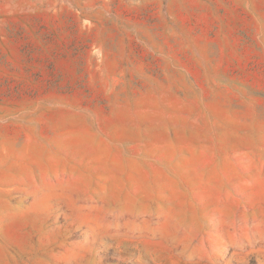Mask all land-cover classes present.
<instances>
[{"label": "rangeland", "instance_id": "1", "mask_svg": "<svg viewBox=\"0 0 264 264\" xmlns=\"http://www.w3.org/2000/svg\"><path fill=\"white\" fill-rule=\"evenodd\" d=\"M0 264H264V0H0Z\"/></svg>", "mask_w": 264, "mask_h": 264}]
</instances>
